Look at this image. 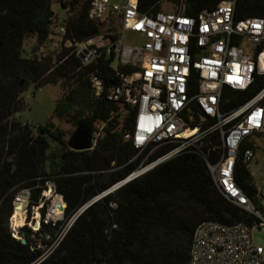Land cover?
<instances>
[{"label":"trees","instance_id":"1","mask_svg":"<svg viewBox=\"0 0 264 264\" xmlns=\"http://www.w3.org/2000/svg\"><path fill=\"white\" fill-rule=\"evenodd\" d=\"M92 2L0 0V264H34L42 254L38 245H45V236L53 238L64 224L52 227L42 223L37 234L24 227L20 239L14 238L10 219L21 191H29L30 206H35L46 183L53 182L66 203V221L89 201L126 180L138 166L131 161L135 154L132 145L124 140L134 117H122L119 104L108 100L109 92L120 82L112 70L114 54L101 48L87 66L76 54L78 44L101 35H107L112 43L119 40L120 29L111 26V18L106 34L103 24L89 18ZM163 2L175 4L178 0H136V8L153 15L161 11ZM208 2L188 0L187 14L197 13ZM54 4L64 13L62 21H58ZM248 17H264V0L239 1L237 18ZM57 24L65 29L64 35H56L59 51L26 57V40L34 39L38 48L45 47L55 37L52 29ZM92 78L101 83L99 95ZM57 84L62 94L50 121L33 127L15 119L24 108L21 95L30 86L39 90ZM238 96L227 90L224 94L225 98ZM52 119L74 129L87 126L92 135L98 133L93 149H69L65 134ZM235 173L238 185L257 202L255 185L240 160ZM205 222L250 227L255 220L223 199L205 160L180 156L90 206L41 264H189L194 232Z\"/></svg>","mask_w":264,"mask_h":264},{"label":"built area","instance_id":"2","mask_svg":"<svg viewBox=\"0 0 264 264\" xmlns=\"http://www.w3.org/2000/svg\"><path fill=\"white\" fill-rule=\"evenodd\" d=\"M187 1L178 0L174 11L161 9L153 15L140 13L136 0H121L120 5H109L107 0L91 3V20L105 26L110 18L116 19L122 34L129 31L143 39L139 46L128 47L122 44V36L112 43L101 35L76 46L83 66L101 48L114 54L112 70L120 82L109 92L108 100L119 104L122 117H134L124 140L132 145L135 154L131 161L138 166L126 180L66 221V203L53 182L46 183L35 206H30L29 191H21L13 206L14 212L23 206V226L15 228L10 219L14 238L20 239L24 227L37 234L42 223L57 227L64 222L53 238L46 235V244L38 245L42 254L34 264H41L59 248L90 206L157 166L185 155L205 160L223 199L255 220L250 227L200 224L193 235L189 264H264V249L251 239L253 230L264 229V185L256 187L257 172L252 168L257 142L264 136V17L237 18L240 0H208L206 7L191 15L186 12ZM52 30L65 34L58 24ZM91 83L99 95L101 83L95 78ZM226 90L241 96L225 98ZM98 137V133L92 135L93 147ZM239 160L255 185L257 202L237 183Z\"/></svg>","mask_w":264,"mask_h":264},{"label":"rangeland","instance_id":"3","mask_svg":"<svg viewBox=\"0 0 264 264\" xmlns=\"http://www.w3.org/2000/svg\"><path fill=\"white\" fill-rule=\"evenodd\" d=\"M109 5H120L121 0H107ZM161 9L165 11H174L175 6L172 3L165 2L161 5ZM53 10L58 15V21H62L64 18V13L60 10L58 6L54 4ZM111 26H114L117 30L120 29V24L116 19H112ZM108 29V24L103 26V32ZM55 37L51 38V43L47 44L43 48H38L36 41L34 39H27L24 44L25 56L29 57L30 55L36 54H55L59 51V46L56 45L58 40L57 33L52 30ZM122 36V44L128 47L139 46L143 39L141 36L126 31L122 34L119 30V38ZM62 89L59 84L57 85H48L39 90H34L33 86H30L27 91L22 95V101L24 103V108L21 112L16 114L14 117L21 124H28L30 126L44 125L51 120L53 111L55 108L56 102L61 98ZM55 121L56 126L65 134V140L70 139L71 134L74 132V128L67 124L64 121ZM51 150L55 151L56 147L51 146ZM256 160L252 165V168L256 173L255 182L256 187L261 188L264 185V173L262 174L261 170H264V136L260 138L257 142V152ZM26 226V224H25ZM22 228V227H21ZM29 228V227H28ZM251 239L255 246L262 247L264 249V229H255L251 232ZM264 257V256H263Z\"/></svg>","mask_w":264,"mask_h":264},{"label":"water","instance_id":"4","mask_svg":"<svg viewBox=\"0 0 264 264\" xmlns=\"http://www.w3.org/2000/svg\"><path fill=\"white\" fill-rule=\"evenodd\" d=\"M67 146L72 151L82 152L93 149L92 131L87 126H80L74 130L71 134L70 139L67 142ZM27 195L24 194V197ZM17 206L16 208H18ZM24 235V233H23ZM22 244H26V240H21Z\"/></svg>","mask_w":264,"mask_h":264},{"label":"bare ground","instance_id":"5","mask_svg":"<svg viewBox=\"0 0 264 264\" xmlns=\"http://www.w3.org/2000/svg\"><path fill=\"white\" fill-rule=\"evenodd\" d=\"M22 210L23 206L19 205V207L13 213L11 221L15 228H20L21 226H23V214L21 213Z\"/></svg>","mask_w":264,"mask_h":264}]
</instances>
